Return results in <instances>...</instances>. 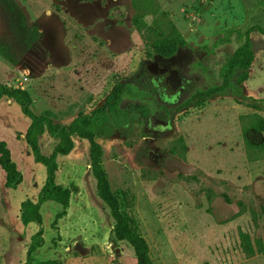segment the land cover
<instances>
[{
    "label": "rangeland",
    "instance_id": "1",
    "mask_svg": "<svg viewBox=\"0 0 264 264\" xmlns=\"http://www.w3.org/2000/svg\"><path fill=\"white\" fill-rule=\"evenodd\" d=\"M254 25L264 27V0H0V83L28 90L35 113L69 124L145 59L164 60L180 43L181 55L204 65L185 72L189 86L218 83V70ZM250 36L255 60L243 85L259 101L219 97L177 114L173 129L157 125L156 114L125 135L100 133L111 192L136 218L154 264H264V35ZM29 125L15 101L0 102V141L24 175L9 189L0 167V264H26L38 230L23 225L20 211L46 179L25 140ZM59 141L45 133L42 152L52 154ZM74 143L58 157L57 181L77 189L58 228L62 205H42L45 243L36 260L137 264L97 193L89 141Z\"/></svg>",
    "mask_w": 264,
    "mask_h": 264
},
{
    "label": "trees",
    "instance_id": "2",
    "mask_svg": "<svg viewBox=\"0 0 264 264\" xmlns=\"http://www.w3.org/2000/svg\"><path fill=\"white\" fill-rule=\"evenodd\" d=\"M254 31L264 35V27L261 25H254L247 30L244 43L225 59L218 70V83L205 88L191 89L182 101L166 102V93L149 67L145 65L146 61L142 62L140 68L131 77L117 81L101 105L90 112H80L69 124L55 122L51 111L35 113L32 109L33 99L28 90L21 86L13 87L7 83H0V102L4 98L12 99L30 119L25 140L35 162L44 165L46 169V179L37 200L27 198L20 204L23 225L35 223L38 227L30 238L26 264H60L58 260L52 259L38 261L35 253L45 243L42 205L48 201L62 205L63 210L56 215L53 223L54 227L58 228V221L67 215L71 196L77 189L64 187L57 181L58 157L67 155L74 149L75 138L86 139L90 143V165L97 181V193L112 212L116 240L127 241L133 247L137 264H154L150 256L149 244L140 232L136 218L119 209L117 199L111 192L110 182L103 167V147L98 141L100 133L114 135L121 132L125 135V131L131 129L135 123H141L143 117L160 114L173 119L175 115L187 109L219 97L233 96L252 102L259 101L247 95L243 85L255 60L256 47L250 36ZM186 47L185 43H180L166 58L184 64L185 70L204 69L199 58L188 59L181 55V50ZM258 126L264 131V120L261 119ZM45 133L60 140L50 155L44 154L40 145V138ZM0 167L6 175L5 186L17 190L24 181V175L14 161L6 141H0Z\"/></svg>",
    "mask_w": 264,
    "mask_h": 264
},
{
    "label": "flooded vegetation",
    "instance_id": "3",
    "mask_svg": "<svg viewBox=\"0 0 264 264\" xmlns=\"http://www.w3.org/2000/svg\"><path fill=\"white\" fill-rule=\"evenodd\" d=\"M164 60L159 57H154L153 60L145 59L144 61H146L145 65L149 67L152 75L155 77L156 81L161 84L162 89L166 93V102L182 101L188 96L190 90L194 89L189 86V82L185 78V72L189 70H185L184 64H180L177 60L167 58ZM164 70L166 71L164 72ZM179 83H181V85L177 88V84ZM154 116L151 115L146 118L151 121ZM161 116L162 118L156 119L155 123L162 128L169 127L170 129H173L171 126V120L173 119H169L164 115Z\"/></svg>",
    "mask_w": 264,
    "mask_h": 264
},
{
    "label": "water",
    "instance_id": "4",
    "mask_svg": "<svg viewBox=\"0 0 264 264\" xmlns=\"http://www.w3.org/2000/svg\"><path fill=\"white\" fill-rule=\"evenodd\" d=\"M166 70H164V72H165ZM170 77H171V75H170ZM169 77V78H170ZM180 85H181V83H179V84H177V88H179L180 87ZM175 91V90H174Z\"/></svg>",
    "mask_w": 264,
    "mask_h": 264
},
{
    "label": "crops",
    "instance_id": "5",
    "mask_svg": "<svg viewBox=\"0 0 264 264\" xmlns=\"http://www.w3.org/2000/svg\"><path fill=\"white\" fill-rule=\"evenodd\" d=\"M96 107H97V106H96ZM96 107H95V108H96ZM92 110H93V109H92ZM24 200H25V199H24ZM32 200H34V199H32ZM34 201H36V200H34ZM33 234H34V233H33Z\"/></svg>",
    "mask_w": 264,
    "mask_h": 264
}]
</instances>
